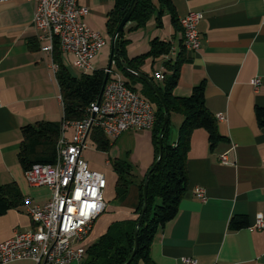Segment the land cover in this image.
I'll return each instance as SVG.
<instances>
[{"label": "crops", "instance_id": "0c3cea01", "mask_svg": "<svg viewBox=\"0 0 264 264\" xmlns=\"http://www.w3.org/2000/svg\"><path fill=\"white\" fill-rule=\"evenodd\" d=\"M169 1L176 25L167 13L158 24L154 13L144 28L134 31L127 30V23L123 31L126 56L133 59L145 54L150 42L158 39L171 44L173 60L183 47L178 20L188 12L200 13V46L195 51L183 47L185 61L172 94L187 97L193 87L202 84L205 107L215 118L223 116L217 120V132L223 139L211 148L204 130L192 132L185 160V192L176 216L153 235L149 258L153 264H175L182 258H191L196 264H264V228L251 227L256 218L264 219V127L258 126L254 114L256 107L264 109V0ZM113 3L78 0L88 10L83 18L87 27L109 41L108 58L112 38L105 28V16ZM32 15L33 5L27 0L0 4V185L14 184L21 197L18 207L0 215V243L31 229L24 199H29L28 205H41L50 197L47 188L31 186L24 178L17 160L20 129L38 121L58 122L62 117L55 71L51 58L40 52L35 41ZM167 58L145 59L140 66L141 75L156 88L161 81L154 75L161 72ZM71 60V55L60 53L65 67ZM102 60L101 55L94 65L103 66ZM255 78L260 80L256 90L251 85ZM134 89L139 93L141 85ZM168 120L176 137L182 117L171 113ZM90 135L87 139L91 141ZM109 142L107 152L97 151L91 141L93 154L85 155L88 148L82 153L89 169L102 173L107 181L106 207L93 222L85 247L97 241L110 224L134 218L138 189L132 186L124 200H115L116 176L110 160L127 161L139 180L154 160L149 130L124 132ZM222 154L227 164L221 163ZM195 188L204 190L203 201L193 195ZM232 219H242L246 226L231 230Z\"/></svg>", "mask_w": 264, "mask_h": 264}, {"label": "trees", "instance_id": "16d2710c", "mask_svg": "<svg viewBox=\"0 0 264 264\" xmlns=\"http://www.w3.org/2000/svg\"><path fill=\"white\" fill-rule=\"evenodd\" d=\"M130 2L131 0H114L112 8L107 12L105 28L111 38ZM154 13L157 24L165 13L171 16L173 26L177 23L169 0H137L128 19L130 26L127 30L134 31L144 28ZM126 44L127 41L122 34L117 52L112 55L111 49L108 64L110 67L111 62H114L113 68L122 75L129 89L135 91L134 86L140 84L139 95L153 107L155 122L150 131L154 160L146 176L140 180L137 179L131 164L127 161L110 160L111 170L116 176L115 200H124L132 186L138 189L139 196L133 212L134 218L110 224L97 241L85 247L83 260L79 264H126L133 250L136 226L137 249L128 264H153L149 258L153 235L176 216L179 200L185 192L187 183L185 160L192 132L197 129L204 130L211 148L223 139L217 132L216 118L205 107L202 84L193 87L187 97H176L172 94L178 81L179 67L185 61L182 54L184 46L180 47L181 51L173 60L166 59L162 63L163 79L156 85L163 101L164 107H162L149 86L131 72L123 69L120 62L131 71L141 74L140 66L145 59L168 57L172 52L171 44L153 39L149 50L133 59H128L126 56ZM52 60L57 65L55 79L59 89L62 117L58 122L38 121L20 129L21 142L17 160L23 171L29 170L33 165H51L54 162L55 144L60 135L61 123L80 121L88 116L89 105L97 101L106 75L104 69H97L88 74L81 73L78 77L72 76L60 62V52L57 46L54 48ZM164 108L168 117L171 113H177L182 117L176 137L173 136L169 120L162 129ZM254 114L258 126L264 127V109L256 107ZM90 133L95 149L107 152L110 142L102 131L93 128ZM145 178L147 187L144 199L142 191ZM20 198L14 184L0 185V215L18 207L21 204ZM144 202L146 208L138 222ZM245 226L246 223L242 219H232L229 223L231 230H239Z\"/></svg>", "mask_w": 264, "mask_h": 264}, {"label": "built area", "instance_id": "2783aa9c", "mask_svg": "<svg viewBox=\"0 0 264 264\" xmlns=\"http://www.w3.org/2000/svg\"><path fill=\"white\" fill-rule=\"evenodd\" d=\"M15 1L18 0H0V4ZM27 1L33 5L31 27L35 41L40 52L51 58V68L57 71L52 60L57 46L61 54L72 56L74 69L90 70V60L104 45V40L84 23L88 10L80 6L78 0ZM200 18V13L188 12L178 20L187 50L195 51L200 46L197 30ZM113 63L104 69L107 80L99 101L89 105L88 116L80 121L61 123L54 162L33 165L24 171L26 182L47 188L50 197L41 205H28L29 199H24L32 227L0 243V264L21 260L34 264H79L83 260L85 240L93 222L106 207L104 192L107 186L105 176L90 170L82 158L88 135L93 128H98L106 138L113 140L132 130L150 131L155 122L152 105L125 85L113 70ZM154 77L158 81L163 79L161 72ZM259 84V78L251 81L254 90ZM216 120H223V116L217 115ZM220 161L228 163L225 154L220 156ZM193 195L200 201L205 197L202 188H195ZM251 227L263 229L264 219L256 218ZM175 264L196 262L182 258Z\"/></svg>", "mask_w": 264, "mask_h": 264}, {"label": "water", "instance_id": "95a60500", "mask_svg": "<svg viewBox=\"0 0 264 264\" xmlns=\"http://www.w3.org/2000/svg\"><path fill=\"white\" fill-rule=\"evenodd\" d=\"M136 2H137V0H131L130 5H129V7H128L126 13H125V15L123 16V18L121 19V21L119 22V24H118V26H117V28H116V30H115L114 36H113V38H112V46H111V49H112V55H113V53H116V52H117L119 39H120V37H121L122 34H123V31H124L125 25L128 23V19H129V17H130V14H131L132 11H133L135 5H136ZM118 61H119V60H118ZM119 62H120V61H119ZM120 65L122 66L123 69H125V70L131 72L132 74L136 75L138 78H140L141 80H143V81H144V82L150 87V89L153 91V93L155 94L156 98H157V99L159 100V102L161 103L162 107H164V105H163V101H162V98H161V95H160V93L158 92L157 88L154 86V84H153L151 81H149V80H148L147 78H145L143 75L131 71V70H130L125 64H123V63L120 62ZM107 67H109V64H108ZM106 80H107V75H105L104 82H103V86H104ZM103 86H102V88H101V90H100V94H99V97H98L97 102H98L99 99H100V96H101V93H102V90H103ZM163 111H164V117H163L162 129H164V127H165V125H166V123H167V121H168V115H167V113H166L165 108H164ZM91 118H94V114H91ZM159 143H160V137H159ZM146 187H147V184H146V178H145V181H144V183H143V191H142V192H143V198H144V199H145V196H146ZM145 208H146V206H145V202H144V204H143V206H142V209H141V213H140V216H139V220H138V222L141 220V218H142V216H143V213H144V211H145ZM137 225H138V224H137ZM136 227H137V226H136ZM136 227H135V230H134V246H133V250H132L131 256H130V258L128 259V261H127L126 264H128V263L132 260V258H133L134 255H135L136 249H137V239H136V236H137V230H136Z\"/></svg>", "mask_w": 264, "mask_h": 264}, {"label": "rangeland", "instance_id": "374dc122", "mask_svg": "<svg viewBox=\"0 0 264 264\" xmlns=\"http://www.w3.org/2000/svg\"><path fill=\"white\" fill-rule=\"evenodd\" d=\"M104 40V39H103ZM109 41H107L106 39L104 40V45L100 48V50L97 52V54L95 55L94 58H92L90 60V70H87V71H78L76 69H74L72 67V63L69 61V63L66 64V68L67 70L69 71V73L72 75V76H75V77H78L81 73H85V74H88V73H91L93 70H97V69H101V68H105L107 63H108V55H109V49H110V46H109ZM102 55V62H103V66H95L94 63L96 62L95 60L98 59L100 56ZM72 61V60H71ZM114 66V65H113ZM68 135V134H67ZM86 144H87V148L89 149L88 151L85 152V155L88 154L90 151H93L94 150V147H93V144L91 143V141L89 139L86 140ZM93 149V150H91ZM91 153V152H90ZM93 154V153H91ZM107 187V186H106Z\"/></svg>", "mask_w": 264, "mask_h": 264}]
</instances>
